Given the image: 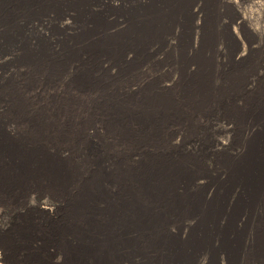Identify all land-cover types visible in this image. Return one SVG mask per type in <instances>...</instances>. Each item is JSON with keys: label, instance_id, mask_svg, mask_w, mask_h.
<instances>
[{"label": "bare ground", "instance_id": "obj_1", "mask_svg": "<svg viewBox=\"0 0 264 264\" xmlns=\"http://www.w3.org/2000/svg\"><path fill=\"white\" fill-rule=\"evenodd\" d=\"M110 1L0 0V30L2 29L0 31V53L13 52L18 49L21 51L16 62L21 67L27 68L29 72L26 81L20 84L24 85L25 90L31 89L34 85L50 87L56 82H62L65 86H69L70 89L87 92L98 91L99 94L96 96L98 99L94 103L97 104L102 101L108 103L110 110H101L102 119L99 118L100 116L92 118V114L89 115L91 119L82 120V124L86 125H83L86 136H92V131H96L95 123L100 124L103 121L101 127L108 126L116 140L121 144H126L125 146L134 155L137 152H142L143 148L147 149L146 151L148 152L152 149L151 153L149 152L152 156H149L147 162L142 163L141 166L145 170L143 179L145 185L150 184L152 186L153 195L150 203L162 202L163 210L155 214L149 207L137 208L135 213L133 211L130 215L128 221L132 225L145 226L159 225L164 222L167 226H172V228L162 230L156 234L145 247L139 244L132 245L128 255H122V258L128 257L125 258L127 260L134 255H143L142 257H145L144 254L147 253V250L157 247L163 251L162 264H219V252L223 253L225 257L222 258L225 262L222 264H226V262L230 264L229 257H232V253L229 248V234L234 232L236 234L241 233L238 227L244 217L242 213L245 211L249 214L252 208L260 205L264 197L262 193L264 184V144L262 145V141L264 136H260V131H255V128L260 127L258 125L264 119V80H261L260 83L258 82V91L246 98L247 103L245 107L243 104V108H237L236 105L225 107L222 105L224 101L220 99H224L227 96L232 98L240 95L249 87L251 79H254L256 75H260L264 70V51L261 56L251 60V62L249 61L250 63L246 65L248 61L245 62L243 57L247 48L250 49L251 46H244L243 52L241 54L237 53V59L240 63L236 62L237 59H234V56L231 57L233 63L238 65V67L230 69L234 71L228 72L229 74L233 73V76L228 77L229 79L225 84L222 82L224 85H218V88L213 89L211 82L214 76V78L218 76L222 78L224 75L228 76L226 70L220 71L216 68L215 65L217 64H215L213 54L219 48L220 40L221 42L223 40L233 43V39L236 38L231 30V22L220 25L221 20L218 17V8L221 5L219 0H130L121 16L126 26L116 32L117 34L115 35L108 30L110 29L109 16H103L100 12H94L95 10L93 9V7L105 2L110 5ZM248 1L250 6L256 10L258 17L264 18V0ZM70 13L74 15L72 16ZM44 16L48 18L54 17V19H61L67 16L68 19H72L73 23L82 28L80 33L78 32V38L76 36L77 39H73V37L62 38L59 50L55 51L42 42L41 39L30 36L27 33L30 32L28 24L32 21L40 20V17ZM196 17L201 21V24L194 22ZM252 31L254 32L255 30ZM97 32L102 33L97 41L83 43L90 35H94ZM173 32L178 35L177 47L174 49L173 47L176 45L172 46L174 51L168 52L169 54L167 53L163 60L167 64H173V68L175 67L174 75L177 77L178 84L176 83L177 87L174 92L177 98H180L181 102H183L181 105L174 98V93L168 92L171 87L168 86L169 84L160 85V83L154 81L155 77H153L147 78L146 81L143 80L142 82L146 84L142 86L144 83L139 85L133 79L136 72L138 73L139 70L148 68L149 64H151L150 62L154 58V53L152 52V49L155 48L154 46L157 45L158 48L162 49L165 44L163 40L168 36H172ZM241 61L245 63H241ZM160 66L162 67V64ZM112 70L115 72L113 73ZM31 74L39 76V84L30 80ZM131 79H133V83H130ZM110 84L116 86L114 89L118 90L120 95L122 91L126 92V94L134 93L135 86L138 88L142 87L139 89V93L133 94L135 97L125 102L120 99L121 96L118 97L116 95L111 98V92H106L107 94L104 92V89ZM19 89L23 88L19 86ZM5 90L6 94L3 97L7 96L11 103L9 108L13 114L10 118L12 120L11 123H14V121L21 123L26 118L23 107L19 106L13 97L14 95H11L13 93H10L17 92V84L10 83L5 87ZM212 93H216V104L220 106L219 109L225 115V118H223L233 121L237 125L232 126L231 131L237 134L238 140L248 137L242 154L238 158L217 155L216 153L220 149H226L228 144L233 143L235 135L232 136L231 140L216 139L211 143L206 141L198 145V140L195 139L199 136L202 129L200 130L198 125L194 126L192 118L189 117L190 115L188 116L185 114L186 112H183L184 105L185 107L188 106L191 114L197 115L198 113L201 117H204L207 114L208 106L210 105L211 107L212 99H214L211 96ZM41 95L43 96V94ZM86 97L89 96L87 95ZM81 98L79 97L78 100ZM90 98L93 99L92 97ZM106 98L111 100L109 101ZM1 101L3 99L0 93ZM77 102L79 101H76V104ZM248 121L250 122L249 125ZM131 122L138 125L137 130L129 127ZM63 124H65L64 121ZM240 124H247L248 126H240ZM229 127L228 124L227 126H222L227 131H230ZM261 127L263 131L264 126ZM2 134L0 130V137H2ZM60 139L65 142L64 139L66 138L61 137ZM187 139L190 141L191 149L199 150V146L202 153L206 150V153L209 151L216 154L215 156L213 155L214 164H212L213 160L210 162L220 169L217 175L211 172V165L200 163L189 152H175V149L187 143ZM9 143L6 139L0 142V153L5 154L8 152L14 154V156H22L25 161L30 162V170L33 164L41 165L40 170L44 172V177L49 178L47 179L49 181L46 182L56 189L55 195L62 198L64 194L63 187H66L71 179V171L58 159L61 155L58 158L47 154L43 156L34 149L33 151H28L29 153L25 154L26 156H23L19 153L20 151L18 152L12 148ZM104 143L106 145V142ZM81 148L83 147L81 146ZM117 155L115 156L117 157ZM34 157H37L39 161L32 164L31 160ZM101 161L102 157L97 159V163H101ZM14 171L20 172L16 167L11 168V172L15 175ZM17 178L21 182L18 176ZM200 179L209 180V183L203 184ZM193 184L204 189H190ZM100 186L97 184L93 194L89 192L82 198L80 204L74 210L76 217L83 214L82 211L91 198L96 199L105 196ZM180 190L183 194H180ZM59 227V233L65 234L74 231L73 234L78 239L82 238L81 243L69 244L66 247V251L71 253L72 263L82 264L87 258H91L94 264H118L121 254L119 252L121 242L116 236H113L112 240L107 244L106 250V248L100 249L94 242L83 243L84 239L89 235L90 230L88 229L81 230V227L75 224L70 227L61 224ZM262 237L263 240L261 241L264 243V236ZM260 239L261 237L258 241Z\"/></svg>", "mask_w": 264, "mask_h": 264}, {"label": "rangeland", "instance_id": "obj_2", "mask_svg": "<svg viewBox=\"0 0 264 264\" xmlns=\"http://www.w3.org/2000/svg\"><path fill=\"white\" fill-rule=\"evenodd\" d=\"M110 2V5L105 2L99 6L93 7V9L95 10L94 12H100L103 14V16H109L110 22L108 23L110 29L108 30L111 31L113 35H115L117 34L116 32H119L123 27L126 26V24L123 22V17L121 16L124 8H126L130 3V0H111ZM219 2L221 5L218 8V17L221 20L220 25L229 24L231 22V30L234 32L236 38L233 39V43L222 40V42L225 43L224 44L220 40L219 48L216 49V53L214 52L213 54L215 64H217L215 65L216 68L220 71L226 70V74L228 75H224L222 78H220V76L214 78V76L211 82L213 89L224 85L229 79L228 77L233 76V73L229 74L228 72L234 71L230 69L232 67H238V65L233 63L231 57L234 56L233 58L237 59V53L241 54L244 50V46H251L250 49L247 48L246 54L243 57L245 62L248 61L246 62V65H248L251 60L261 56L262 52L264 51V18L258 17L256 10L248 3L249 1L231 0L230 2V0H219ZM222 3L225 5H222ZM70 14L72 16L74 15L73 13ZM61 19H54V17L48 18L47 16L40 17V20H35L30 22L31 24H28V28L30 27V32L27 33L34 38L41 39V41L46 45L50 46L55 51H58L59 45L63 40L62 38L73 37V39H77L82 29L80 26H77L75 23H73L72 19H68L67 16H64V18ZM194 22L196 24L198 22L201 24V21L197 17L195 18ZM252 30L255 31L253 32ZM0 31H2V29ZM175 33L176 32H173L172 36H168L165 38V40H163V43L165 44L162 49L158 48L157 45L154 46L155 48L152 49L154 58L150 62L151 64H149L150 68L148 67L139 70V74L136 72L133 79L134 82L138 83L139 85L144 83L142 82L143 80L146 81L147 78L149 79L153 77H155L154 81L156 83H160V85H164L165 83L169 84L168 86L171 87L168 92L171 94L174 93V98L181 105L183 102H181L180 98H177L174 92L178 84L177 77L174 75L175 67L173 68L172 66L174 65L168 63L170 65L169 66L167 62L163 60L165 58L164 56H166L168 52L171 53L177 47L178 35ZM101 35L102 33L100 32L94 33V35H90L87 40H84L83 43H87V41H97ZM172 46H174V49ZM20 53L21 51L19 49L13 52L2 53L3 56L0 53V93L3 99V101L0 102V130L3 133L2 137H0V142L6 139L7 142H10L9 144L12 146V148L16 149L18 152L20 151L19 153L23 156H26L25 154L29 153L28 151H33L34 149L39 151L43 156L47 154L48 156L58 158V156L61 155L60 157L62 158L59 157L58 159L70 169V180L72 181L69 180L66 187H63V197L59 198L54 193L56 189L52 188L46 182L49 181L47 180L49 178L46 176L44 177V172L40 170L41 165L33 164L34 162L39 161L37 157H34L31 160L33 167L31 166L32 168L30 170V162L25 161L22 156H14V154L8 152L5 154L0 153V264H74L72 263L73 261H71V253L70 251H66V247L69 244L75 245L81 243L80 241L82 238H79V240L77 236L73 234L74 231H70L69 233L65 234L59 233V225L61 224L68 225L69 227L75 224L81 227V230H90L88 237L84 239L83 243L88 244L90 242H94L99 246L100 249H105L107 244H109V242L112 240L113 236H116V238H118V240L121 242L119 250L121 254L118 264H162L163 251L161 248L157 247H152L151 249L147 250V253L144 254L145 257H142L143 255H134L129 257L127 260L125 258L128 257H121L122 255H128L132 245L139 244L142 247H145L147 243L156 236V234L160 233L162 230H169V228H172V226H167L164 222L163 224L159 225L152 224L145 226L132 225L128 221L130 219V215L133 213V211L135 213L137 208L149 207L150 210L155 214H158L163 210L162 202L150 203L151 196L153 195L152 186L150 184L145 185L143 179L145 170L141 166L142 163L147 162V158L149 156H152L150 154L152 149L149 151V153L146 151L147 149L143 148L142 152H137L134 155L125 146L126 144H121L116 140L115 136H113L114 134L111 133V130L108 126L101 127V123L103 121H100V124L95 123L96 131H92V136H86L84 132L85 127H83L84 124H82V120L91 119L89 115L92 114V118L100 116L99 118L102 119L103 117L100 114L101 110H110L109 104L103 101L101 103L98 102L97 104L94 103L98 99L96 96L99 94V92L96 90L93 92L78 91L73 88L70 89L69 86H65V84L62 82H56V84L50 85V87H38L39 85L35 86L33 84L34 86L32 85L33 87L31 86V89L25 90L24 85L22 86L20 84H23L26 81L29 72L27 68L21 67L16 62ZM236 62L240 63L238 59ZM245 62L241 61V63ZM161 64L162 67L160 66ZM112 71L113 73L115 72L114 70ZM34 75L36 74H31L30 80L39 84V76ZM256 76L254 79H251V86L249 85V87L240 95L232 98L227 96L224 99H220L221 101H224L222 102V105L225 107L228 105H236L237 108H243L244 104L245 107L247 103L246 98L251 94L254 95L258 91L260 81L264 80V70L260 73V75ZM133 79L130 80V83H133ZM222 82H224V84ZM10 83L17 84L18 87L17 92H9L13 93L11 95H14L13 97L18 102L19 106L21 108L23 107L22 109L26 118H24L21 123H16L15 121L14 123H11L12 120H10V118L13 115L9 109L11 107V103L9 102L7 96H4L7 99L3 97V95L6 94L5 87H7V85ZM145 84L146 83H144L142 86ZM19 86L23 89L20 90ZM110 86L108 85L104 89V92H111V98L116 95L118 97L121 96L120 99H123L125 102L127 100H131L132 97H135L133 94L139 93V89L142 87L141 86L138 88L135 86L134 93L126 94V92L122 91L120 95L119 91L114 89L116 87L114 84H110ZM41 94H43V96ZM215 94L216 93H212L211 95L214 99H212L211 107L209 105L207 108L208 115L206 114L204 117H201V115L198 113L197 115L193 113L191 114L188 106L185 107L183 105L184 110H182L184 113L186 112L185 114L188 116L190 115L189 117L192 118L194 126L198 125L199 129H202L199 133V136L195 139L198 140V145H201L206 141L211 143L216 139L231 140L232 136L235 135L233 143L228 144L226 149H220L216 153L217 155L238 158L240 154H242L243 147L248 140V137L239 141L237 134L231 131L232 126L237 125L233 121L224 119L225 115L223 114L222 110L219 109L220 106L216 104L217 100L215 98ZM74 95L76 99L74 98ZM87 95L89 97H86ZM79 97H82V100H78ZM107 100L110 101L111 99ZM76 101L79 102L76 104ZM73 104L75 105V108ZM97 111L99 112L97 115H95ZM20 115H22V113H20ZM63 121L65 124H63ZM262 121L260 125L257 124L260 127L255 128L256 132L260 131L259 134L261 133V137L264 136V130L262 131L263 128L261 127L264 126V119ZM227 124L230 126V131L222 128V126H227ZM249 124L250 122L248 121V125ZM248 125L240 124V126ZM117 127L119 128V126ZM129 127L135 130L138 129V125L134 122H131ZM61 137L66 138L64 139L65 142L60 139ZM108 141H112L111 145ZM186 141L187 143H184L182 147L175 149V152H189L193 155L194 159H197V161L200 163H207L208 165H211V172L217 175L220 169L212 165L214 164L213 158L216 154L209 151L206 153V150L204 153H202L199 146V150L191 149L192 146L190 145V141L188 139ZM104 142H106V145ZM263 144L264 140L262 141V145ZM81 146L83 148H81ZM121 147L125 148L122 149ZM189 149L191 152L188 151ZM62 151L64 152L63 154ZM97 152L99 156L97 155ZM115 155H117V157ZM101 157V163H97V159H100ZM211 160H213L212 164L210 162ZM13 167L19 169L20 172L14 171V175L11 172V168ZM17 176L21 182L18 181ZM105 177H107V179H105ZM98 178L100 179L99 181ZM200 180L203 182V184L209 183V180ZM97 184L99 186L101 184V191L105 196L96 199L91 198L90 201H88L85 209L82 211L83 214L76 217L74 210L78 207L85 195H87L89 192H91V194L94 193L93 191H95L94 188ZM190 189L199 190L204 188L193 184L191 185ZM180 192V194H183L181 190ZM262 193L264 194V184L262 187ZM262 199L263 200L260 205L258 207L252 208L249 214L245 211L242 213L244 214V217L241 219L242 223L238 227V230L241 231V233L236 234L234 232L230 233L228 236L229 248L232 253V257H229L231 261L230 264H264V243L261 241L263 240L262 236H264V197ZM260 237L261 239L258 241ZM218 255L219 264L225 263L222 259L224 254L219 252ZM82 264L94 263L92 262L91 258H87ZM226 264L228 263L226 262Z\"/></svg>", "mask_w": 264, "mask_h": 264}]
</instances>
